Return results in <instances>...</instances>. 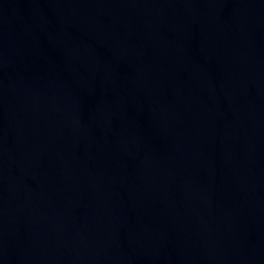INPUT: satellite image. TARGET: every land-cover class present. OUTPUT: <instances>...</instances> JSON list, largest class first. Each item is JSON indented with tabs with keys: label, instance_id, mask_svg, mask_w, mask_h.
Segmentation results:
<instances>
[{
	"label": "water",
	"instance_id": "water-1",
	"mask_svg": "<svg viewBox=\"0 0 264 264\" xmlns=\"http://www.w3.org/2000/svg\"><path fill=\"white\" fill-rule=\"evenodd\" d=\"M0 264H264V0H0Z\"/></svg>",
	"mask_w": 264,
	"mask_h": 264
}]
</instances>
